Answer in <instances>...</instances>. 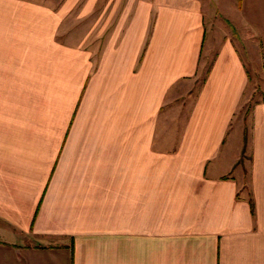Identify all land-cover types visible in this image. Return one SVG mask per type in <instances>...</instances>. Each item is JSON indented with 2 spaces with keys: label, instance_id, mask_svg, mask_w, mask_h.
Masks as SVG:
<instances>
[{
  "label": "crops",
  "instance_id": "0c3cea01",
  "mask_svg": "<svg viewBox=\"0 0 264 264\" xmlns=\"http://www.w3.org/2000/svg\"><path fill=\"white\" fill-rule=\"evenodd\" d=\"M65 2L0 0V264H264V0Z\"/></svg>",
  "mask_w": 264,
  "mask_h": 264
},
{
  "label": "rangeland",
  "instance_id": "374dc122",
  "mask_svg": "<svg viewBox=\"0 0 264 264\" xmlns=\"http://www.w3.org/2000/svg\"><path fill=\"white\" fill-rule=\"evenodd\" d=\"M23 1H28V0H23ZM29 1L47 5L53 9H57L60 7V5L62 6V4L66 3L65 2L66 0H29ZM100 2L101 0H98V5H100ZM95 9H97L96 10L97 12L99 11L100 8L98 7ZM83 10H84V0H76V2H74V4L72 5L68 15L64 17L60 23L58 31L54 36L56 40L62 41V42L82 40L83 34L85 32V28H86L85 17L82 12ZM96 12L94 11L93 15ZM231 29H232L231 31L232 39L237 49L239 50L240 54L242 55V58L244 59L246 67L248 68V71H249L248 72L249 83H248V86H247V89L244 95L243 104H242V107H240V109L236 113V115L238 116V119L241 120L243 116L244 106L246 104L249 105L251 101L258 99L262 95V87L264 86V71L262 70L259 64V61H258L256 43H254V46L250 45L251 38H254L253 35L243 34L242 28H237L236 31L234 30V28H231ZM249 36H252V37H249ZM208 61H209V58L201 61V64L203 62L204 64L199 67L198 71L196 72L194 76V85L191 88L192 92L195 89V87H197L200 79L202 78L204 69L206 68ZM179 101H180V96L174 100V102L176 103ZM239 163L240 164L237 165V170L240 171L241 173L240 192L243 194L249 195L248 184H247L248 160H247L246 151H244V153L240 157Z\"/></svg>",
  "mask_w": 264,
  "mask_h": 264
},
{
  "label": "trees",
  "instance_id": "16d2710c",
  "mask_svg": "<svg viewBox=\"0 0 264 264\" xmlns=\"http://www.w3.org/2000/svg\"><path fill=\"white\" fill-rule=\"evenodd\" d=\"M208 66H209V64L206 65V68L204 69V74L207 72ZM247 108H248V106H247ZM244 142H245V135H244V137H243V143H244ZM248 204H249V208H250V211H251V210H252V206H253V204H252V201H251L250 198H248Z\"/></svg>",
  "mask_w": 264,
  "mask_h": 264
}]
</instances>
